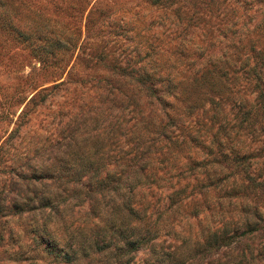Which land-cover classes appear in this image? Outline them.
Here are the masks:
<instances>
[{
  "label": "rangeland",
  "instance_id": "1",
  "mask_svg": "<svg viewBox=\"0 0 264 264\" xmlns=\"http://www.w3.org/2000/svg\"><path fill=\"white\" fill-rule=\"evenodd\" d=\"M263 17L264 0H0V264H119L115 231L121 223L127 235L131 219L106 227L119 215L92 213L72 178L105 144L100 96L113 85L117 58L124 64L134 49L174 54L182 38L191 54L233 22L263 40L252 29ZM242 187L234 189L245 197L229 198L220 216L199 215L187 233L213 221L232 231L240 208L260 210V192ZM96 242L109 247L97 251ZM191 243L178 252H191ZM176 245L160 242L156 252ZM151 259L143 250L132 262ZM210 260L204 264H264V233Z\"/></svg>",
  "mask_w": 264,
  "mask_h": 264
},
{
  "label": "trees",
  "instance_id": "2",
  "mask_svg": "<svg viewBox=\"0 0 264 264\" xmlns=\"http://www.w3.org/2000/svg\"><path fill=\"white\" fill-rule=\"evenodd\" d=\"M250 29L233 22L191 54L190 40L182 38L174 54L134 49L124 64L117 58L113 85L100 96L105 144L72 178L92 213L119 215L106 227L131 219L127 235L121 223L115 231L116 243L122 241L115 250L124 251L119 264H133L143 250L152 258L147 264L210 263L264 233V39L251 38ZM252 29L264 31V17ZM238 183L260 192L262 208H240L232 231L213 221L191 237L193 219L211 211L220 216L229 198L245 197L235 191ZM186 240L192 251L179 253ZM168 241L174 250L156 252Z\"/></svg>",
  "mask_w": 264,
  "mask_h": 264
}]
</instances>
